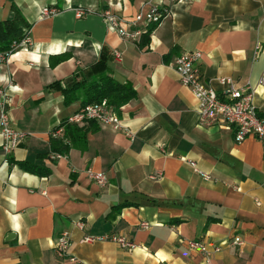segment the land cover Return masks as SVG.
I'll return each mask as SVG.
<instances>
[{
	"label": "crops",
	"instance_id": "obj_1",
	"mask_svg": "<svg viewBox=\"0 0 264 264\" xmlns=\"http://www.w3.org/2000/svg\"><path fill=\"white\" fill-rule=\"evenodd\" d=\"M12 5L30 25L31 45L0 62L11 124L26 133L9 152L0 137V264H76L71 257L85 264H205L187 245L193 239L220 245L211 264H264L262 146L253 136L236 141L224 125L199 124L196 100L172 67L180 54L200 51L204 81L218 95L221 76L250 85L264 117V0H0V20L12 18ZM151 6L168 10L143 44ZM43 7L56 12L42 16ZM77 8L86 14L77 16ZM104 11L141 34L122 36ZM62 53L69 58L50 65ZM98 61L135 90L114 111L125 130L86 121L78 124L85 143L57 154L51 131L81 104H65L51 85L70 86L76 71L88 74ZM16 161L49 172L34 174ZM91 172L103 173L105 184ZM62 231L70 243L58 256ZM85 234L122 236L133 247L80 242ZM235 237L241 245L229 244Z\"/></svg>",
	"mask_w": 264,
	"mask_h": 264
},
{
	"label": "built area",
	"instance_id": "obj_2",
	"mask_svg": "<svg viewBox=\"0 0 264 264\" xmlns=\"http://www.w3.org/2000/svg\"><path fill=\"white\" fill-rule=\"evenodd\" d=\"M181 1L188 3L191 0H169V2ZM168 8L158 10L157 7L151 6L148 10L147 17L144 20V24L155 25L165 15ZM56 9L43 7L41 9V15H49L55 13ZM77 16L86 14V11L82 8L75 9ZM103 16L110 24L111 28L117 29L122 36L125 37H137L141 34L140 30H134L129 32L120 25V21L117 17L110 13V11H104ZM31 45V39L29 36H25L20 42L13 44V50L18 48H28ZM9 54L0 53V62L6 60ZM200 51H186L177 56L172 63V67L178 75L179 81L187 86L193 94L197 103V121L201 125H224L227 128H232L234 131V138L236 141H242L248 136L256 138L264 152V117L261 116L253 104V88L250 85L238 87L231 77L221 76L218 77V81L222 86V95H218L216 91L210 87L203 79L198 62L200 60ZM259 84H264V78L258 81ZM7 99L4 92L0 89V137L2 139V148L5 152L19 146L22 140L25 138L26 133L14 128L10 121L9 111L7 109ZM67 121L72 124H81L89 120H98L104 123L111 124L114 128H124L123 124L109 107L105 100L98 103H90L80 107L76 112L68 116ZM63 128L60 127L55 131H51L53 136H61ZM128 136H132L129 131H126ZM56 157L57 154H53ZM189 163L195 168V163L189 161ZM203 178L209 179L210 176L197 168H195ZM157 174L150 175L152 179L157 178ZM90 177L98 184L103 185L106 182V177L100 172H91ZM77 226L82 227V223L78 222ZM141 227H148L147 222H141ZM97 240H110L123 248H132L133 243L126 240L122 236L118 235H94L85 234L80 238V242H93ZM70 243V235L68 231H62L54 242V250L58 256H65L67 247ZM230 245H241L242 240L239 237H235L229 241ZM189 249L199 251L205 259V264H211V255L220 251V245H212L210 248L206 243L199 239H193L187 241ZM71 260L76 264H85L79 260L71 257Z\"/></svg>",
	"mask_w": 264,
	"mask_h": 264
},
{
	"label": "trees",
	"instance_id": "obj_3",
	"mask_svg": "<svg viewBox=\"0 0 264 264\" xmlns=\"http://www.w3.org/2000/svg\"><path fill=\"white\" fill-rule=\"evenodd\" d=\"M11 9L13 11L12 18L0 20V53L3 54L13 53V44L20 42L25 36H29V23L15 5H12ZM153 26L149 25L147 30L141 34L143 44L148 43L149 33ZM69 56V53L51 56L50 65L58 64ZM51 86L61 89L65 104L79 100L82 107L105 100L106 104L115 112H118L122 105L136 95L134 88L129 83H121L110 75L103 61L93 64L88 74L76 71L72 76L71 85L68 87L62 88L58 83H53ZM89 121L91 122V120ZM60 127L63 128L61 136L55 137L51 134L50 144L53 152L64 155L72 146H81L85 143L87 134L85 127L69 123L65 119L52 131ZM16 164L19 168L38 175L49 172V169L38 167L28 161H16Z\"/></svg>",
	"mask_w": 264,
	"mask_h": 264
}]
</instances>
